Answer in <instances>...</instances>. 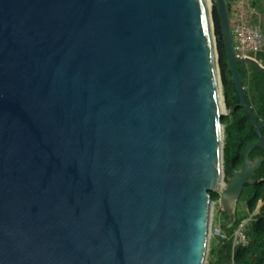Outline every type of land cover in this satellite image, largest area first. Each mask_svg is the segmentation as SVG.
Returning <instances> with one entry per match:
<instances>
[{"label":"water","instance_id":"95a60500","mask_svg":"<svg viewBox=\"0 0 264 264\" xmlns=\"http://www.w3.org/2000/svg\"><path fill=\"white\" fill-rule=\"evenodd\" d=\"M226 179L213 0H0V264H206L264 155Z\"/></svg>","mask_w":264,"mask_h":264},{"label":"trees","instance_id":"16d2710c","mask_svg":"<svg viewBox=\"0 0 264 264\" xmlns=\"http://www.w3.org/2000/svg\"><path fill=\"white\" fill-rule=\"evenodd\" d=\"M231 13V2L228 0ZM213 11L217 26L219 48L221 54V69L226 94V102L232 108L234 117L230 122V116L224 115L226 124V179L233 174L235 167H242L245 160V149L248 144L259 139L260 135L253 122L252 116L241 104V96L233 72L228 61L227 47L221 24V18L217 7V1L213 4ZM232 16V13H231ZM264 56V51L260 52ZM254 63L244 65L239 63V69L245 85L247 97L255 109L257 115L264 122V72ZM259 69V70H258ZM229 120V121H228ZM232 130V132H231ZM264 132V125H263ZM233 133L236 140L233 141ZM233 144V149L230 147ZM264 155V147L256 146L250 154L251 159ZM251 181L245 183L243 192L238 201L235 211V218L230 219V214L221 206L224 211V218L220 227L221 231H215L213 238H216L215 245L211 247L209 258L206 264H264V161L251 176ZM216 200L220 199V193L212 191ZM242 199V201H240ZM244 203L249 218L243 220V212H240L239 205ZM241 228L244 238L239 237L238 231Z\"/></svg>","mask_w":264,"mask_h":264},{"label":"built area","instance_id":"2783aa9c","mask_svg":"<svg viewBox=\"0 0 264 264\" xmlns=\"http://www.w3.org/2000/svg\"><path fill=\"white\" fill-rule=\"evenodd\" d=\"M250 4L249 0H236L231 7L233 46L238 55L252 56L264 65L263 56H259V52L264 49V29L248 19L247 10ZM238 235L244 238L241 228Z\"/></svg>","mask_w":264,"mask_h":264},{"label":"rangeland","instance_id":"374dc122","mask_svg":"<svg viewBox=\"0 0 264 264\" xmlns=\"http://www.w3.org/2000/svg\"><path fill=\"white\" fill-rule=\"evenodd\" d=\"M255 1V0H254ZM257 2H259L260 3V1L261 0H256ZM213 2H215V0H213ZM262 2H264V0H262L261 1V3ZM214 4V3H213ZM253 69L254 70H256L257 68H256V66L254 65L253 66ZM259 70V69H258ZM232 108H229V106H228V104H227V106H226V109H225V115H229L230 116V122H232V118L234 117V114L233 113H235V112H232ZM229 121V120H228ZM231 132H232V130H231ZM236 140V135H235V133H233V141H235ZM232 149H233V144L231 143V146H230ZM240 201H242V199L240 200ZM237 205H238V202H237V204H236V207H235V209H234V213H235V211H236V208H237ZM221 202H220V199L219 200H217L216 202H215V205H214V216H213V227H212V236H211V243H210V249H211V247L212 246H214L215 244L214 243H217L216 242V238H213V236H214V232L217 230V231H221V229H220V227L218 228V229H216V226L218 225H220L221 224V221L223 220V218H224V211H223V209L221 208ZM239 207H241L240 208V212H243V214L245 215V216H243V220L246 222L247 220H248V216L246 215V214H248V212H247V208H246V206H245V204L244 203H242L241 204V206L239 205ZM221 232H223V231H221ZM224 233V232H223Z\"/></svg>","mask_w":264,"mask_h":264},{"label":"crops","instance_id":"0c3cea01","mask_svg":"<svg viewBox=\"0 0 264 264\" xmlns=\"http://www.w3.org/2000/svg\"><path fill=\"white\" fill-rule=\"evenodd\" d=\"M236 0H230L231 2V6H233V4L235 3ZM251 2V4L248 6V10H247V17L248 19L252 22V23H257L260 24L262 26V28L264 29V2L260 3L257 2L256 0H249ZM232 13V11H231ZM230 13V14H231ZM264 51V49L262 50ZM260 51V52H262ZM259 52V56L260 55ZM264 58V56H263Z\"/></svg>","mask_w":264,"mask_h":264},{"label":"bare ground","instance_id":"6f19581e","mask_svg":"<svg viewBox=\"0 0 264 264\" xmlns=\"http://www.w3.org/2000/svg\"><path fill=\"white\" fill-rule=\"evenodd\" d=\"M234 206L236 207V202L234 203Z\"/></svg>","mask_w":264,"mask_h":264}]
</instances>
